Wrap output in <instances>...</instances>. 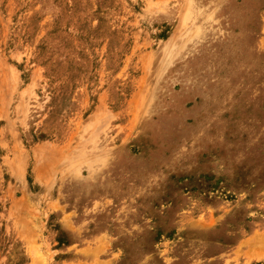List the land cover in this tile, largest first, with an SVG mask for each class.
Masks as SVG:
<instances>
[{"label":"rangeland","instance_id":"1","mask_svg":"<svg viewBox=\"0 0 264 264\" xmlns=\"http://www.w3.org/2000/svg\"><path fill=\"white\" fill-rule=\"evenodd\" d=\"M0 264H264V0H0Z\"/></svg>","mask_w":264,"mask_h":264}]
</instances>
